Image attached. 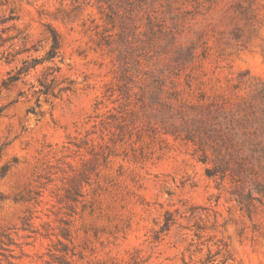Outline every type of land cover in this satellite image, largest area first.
<instances>
[{
	"label": "rangeland",
	"instance_id": "rangeland-1",
	"mask_svg": "<svg viewBox=\"0 0 264 264\" xmlns=\"http://www.w3.org/2000/svg\"><path fill=\"white\" fill-rule=\"evenodd\" d=\"M261 108L264 0H0V264H264L206 175Z\"/></svg>",
	"mask_w": 264,
	"mask_h": 264
},
{
	"label": "trees",
	"instance_id": "trees-1",
	"mask_svg": "<svg viewBox=\"0 0 264 264\" xmlns=\"http://www.w3.org/2000/svg\"><path fill=\"white\" fill-rule=\"evenodd\" d=\"M59 48V39L54 35L48 59L55 58ZM39 63L35 60L31 65L24 66L16 75L9 76L2 87L7 88L18 81L22 74ZM49 89L46 87V94ZM217 151L219 155L224 151L227 159L219 157L213 167L206 169V175L219 178L222 182L229 179L235 186L231 193L235 202L250 214L256 203H264V108L260 109V115L255 113L254 118L240 132L226 138Z\"/></svg>",
	"mask_w": 264,
	"mask_h": 264
}]
</instances>
